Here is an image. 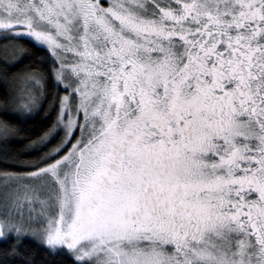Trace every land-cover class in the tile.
<instances>
[{"label": "snow or ice", "instance_id": "6c2138e0", "mask_svg": "<svg viewBox=\"0 0 264 264\" xmlns=\"http://www.w3.org/2000/svg\"><path fill=\"white\" fill-rule=\"evenodd\" d=\"M0 264H264V0H0Z\"/></svg>", "mask_w": 264, "mask_h": 264}]
</instances>
